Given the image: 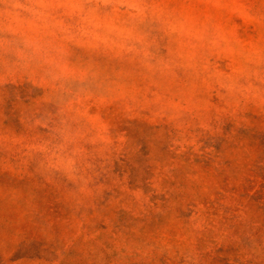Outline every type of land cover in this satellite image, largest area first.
<instances>
[{
  "label": "rangeland",
  "instance_id": "rangeland-1",
  "mask_svg": "<svg viewBox=\"0 0 264 264\" xmlns=\"http://www.w3.org/2000/svg\"><path fill=\"white\" fill-rule=\"evenodd\" d=\"M0 264H264V0H0Z\"/></svg>",
  "mask_w": 264,
  "mask_h": 264
}]
</instances>
